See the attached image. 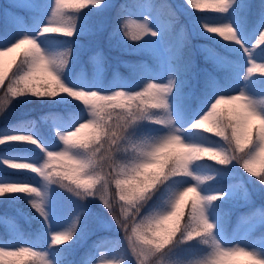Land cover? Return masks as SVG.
<instances>
[{
  "label": "snow or ice",
  "instance_id": "1",
  "mask_svg": "<svg viewBox=\"0 0 264 264\" xmlns=\"http://www.w3.org/2000/svg\"><path fill=\"white\" fill-rule=\"evenodd\" d=\"M112 0H109L111 3ZM131 4L141 11L133 13L127 8L115 9L114 23L109 39H115L117 45L132 51L151 50L159 64L160 71L170 74L164 82H157L146 65H132L133 69L142 70L141 81L131 87L139 90L127 91V84L115 87L110 93L101 94L95 90L85 91L84 87L69 88L59 78L60 73L69 64V58L75 59L79 52L73 48H65L61 52H46L42 50L41 40L49 47L55 41L47 34H62L72 38L81 32L91 34L93 29L84 24L78 25L77 16L66 11L67 8L82 9L88 4L89 11H105L108 5L104 0H76L69 5L66 0H51L48 6L47 23L40 24L37 18L38 0H9L7 9H0V20L3 30L0 35L7 38L0 41V56L12 52L22 46L27 48L21 53V59L8 78L6 87H2L0 95V116H3L12 101L18 97L31 95L35 98H53L58 94L82 102L87 116L65 125L56 126L57 117H45L56 129V137L62 142L63 148L56 150L53 145L46 149L32 134L17 130H9L0 136V144L10 146L27 142L40 147L44 153L43 163L39 165L25 162L17 163L15 158L0 159L10 169L28 170L37 174L45 183H60L62 187L74 191V194L95 196L102 201L117 227L123 230L127 240V252L134 258V264H165L161 254H166L174 242H189L199 240L209 245L210 251L191 264H241L240 258L259 256L239 245L222 246L213 235L214 225L206 215V206L223 199L224 192L202 195L197 185L205 179L194 175L190 166L202 159H183L181 153L186 151V142L182 138V128H177L169 110V94L174 87L187 83L194 77L195 69L191 57L186 55L189 41L184 26L180 23L177 9L164 0H130ZM192 9L211 8L217 15L204 16L198 23L207 34L219 36L224 42L235 41L245 54L256 44L264 45V5L259 9H250L249 0H228L226 10L217 9L213 4H204L200 0H186ZM83 12V11H82ZM79 12V13H82ZM252 13L259 14L256 32L250 37H239L233 24L239 20L246 25ZM142 18V20H141ZM151 18V19H150ZM154 18H163L164 23L152 27ZM166 18V19H165ZM231 21V22H230ZM43 25V26H42ZM55 25V26H52ZM230 28L234 37L226 38L223 32ZM101 26L97 30H102ZM162 35L168 36L164 46V59L159 57V49L155 42ZM247 40L248 42H242ZM11 41V42H9ZM254 41V43H253ZM36 46L38 56L27 54L28 49ZM222 48H230L225 43ZM201 51L205 58L213 64V73H205V86L214 84L210 93H205L201 102V112L192 120L186 121L189 128L212 133L223 141V146L206 147L213 149L217 155L201 152V157L227 166L231 162L238 164L245 172L264 185V135L261 134L264 125V99L254 100L244 93L231 92L227 85L233 75L244 71L243 79L255 72L264 74V64L249 61L246 68L237 65L235 58L228 52H218L213 48L203 47ZM90 63L102 70L106 61L105 53L97 48L89 55ZM174 73L175 75H173ZM180 76L178 81L176 76ZM217 76L219 80H217ZM5 80L4 71L0 69V86ZM91 89V85L87 86ZM163 113V115H157ZM140 121H150L165 129V134L158 138L133 139L128 130ZM196 125V127H193ZM29 122L28 127H31ZM61 128L63 130H61ZM87 130V131H85ZM188 135H195L188 132ZM109 160L111 167L105 174L100 169L102 161ZM258 166V167H257ZM259 169V170H258ZM86 177L87 179H82ZM190 177L194 183L179 190H170L165 203L167 210L152 211L142 214L145 204L157 191L167 187L168 182L180 183L181 178ZM115 185L113 198L109 199L112 185ZM27 193L41 196L37 187H28L26 182L0 183V197L6 194ZM189 193L194 196L187 201L189 210L183 211L185 198ZM247 193H244L247 198ZM115 197L119 198L120 214L115 213ZM31 208L44 218L47 224V214L42 203L33 199L29 201ZM258 222L264 223V213L253 214ZM183 217V224H181ZM79 217H74L69 228L49 233L50 245H64L76 234ZM0 224H11L8 217L0 216ZM97 242L93 248L84 253L78 260H67L65 264H92L94 251L101 247ZM15 257L14 260L6 259ZM29 259L25 260L24 258ZM101 259L96 264H110ZM0 264H49L45 254L33 251V248L20 245L18 247L0 248Z\"/></svg>",
  "mask_w": 264,
  "mask_h": 264
},
{
  "label": "trees",
  "instance_id": "2",
  "mask_svg": "<svg viewBox=\"0 0 264 264\" xmlns=\"http://www.w3.org/2000/svg\"><path fill=\"white\" fill-rule=\"evenodd\" d=\"M164 2L174 5L178 10L177 15L180 17V23L184 26L189 41L185 50L186 55L191 57L195 69L193 78L184 85L174 87L173 92L169 94V110L173 122L177 128H182V136L187 138L189 143H199L206 147L223 146V141L219 137L212 133L207 134L201 130L191 129L185 123L201 112V102L205 98V93H210L212 87L215 86L214 84H209L207 88L205 86V73L214 75L215 73L212 62L205 58L201 48L209 47L221 53L228 52L235 58L237 65H243L246 68L249 61L264 64V45L256 44L245 54L235 41L224 42L221 37L207 34L200 28L198 21L201 18L217 15L211 8L192 9L186 4V0H164ZM201 2L212 4L213 0H201ZM66 3L72 5L76 3V0H66ZM0 4H2L1 9H7L9 0H0ZM50 4L51 0H38L37 18L39 23L44 20V15ZM261 5H264V0H249L250 9H259ZM88 7H95V5L88 4L82 9L69 7L66 11L77 16L78 25L84 24L86 27L92 28L91 34L81 32L72 38L64 37L62 34H47L56 42L52 47L44 42L43 37L40 38L42 50L46 52H61L65 48L78 50V56L75 59L70 57L69 64L58 73L65 86L88 88L87 86L91 85V89L99 91L112 90L121 84H127L129 87L126 89L133 90L135 88L131 85L141 81V76L145 74L142 70L131 67L139 64L146 65L157 82L170 74L159 70L160 66L151 50L132 51L131 48L134 46L129 45V48L125 49L117 45L115 39H109L116 8L124 7L134 13L141 11L133 6L130 0H115L102 30H97L99 18L95 11H89ZM158 19L162 24L164 23L163 18ZM259 19L258 13H252L246 25H241L237 20L233 27L237 30L238 38L254 35ZM3 27V21L0 20V32ZM6 38V36L0 35V41ZM168 39L167 35H162L160 37L161 46L156 45L161 60L165 57L164 46ZM225 43L230 44L231 47L222 48L221 46ZM27 47L20 48L8 65H0V69L4 71L5 75L4 84L0 86V95H2V87H6L8 78L16 69L22 51ZM97 48L102 49L106 56L102 70L95 68L89 61V55ZM244 75V71H240L238 75L234 74L231 82L227 85L229 90L231 92L243 90L254 100L264 99V74L257 71L248 76L246 80L243 79ZM176 79L179 81L181 77L177 75ZM217 80H219L218 76ZM157 115H163V113H157ZM49 116L57 117L56 126H59L87 116V112L82 102L68 97L67 94H58L53 98H35L31 95L18 97L12 101L7 112L0 116V136L8 133L9 130H17L25 134H32L45 148L50 145L56 147L62 145L63 148L62 142L55 135L56 129H53L52 122L44 119ZM29 122H31V127H28ZM61 130L63 129L61 128ZM165 131L162 126L155 123L140 121L128 130V134L133 139H152L164 134ZM188 132H193L195 135H188ZM40 153H42L40 147L34 144L24 143L10 146L0 144V159L11 157L23 159L15 162L25 163L34 160ZM190 169L194 175L211 178L205 179L202 184L197 185L203 195L216 192L225 193L223 199L207 205L205 210L209 222L214 225L213 235L216 239L218 235L224 238H237L238 236L241 242L246 243L249 239L258 240L264 236V223L258 222L256 217L247 226L244 222L252 213H264V185H260L255 177L245 172L234 161L227 166H221L204 157L202 160L193 162ZM7 181L26 182L28 187H37L42 195L37 197L27 193H16L0 197V216L8 217L11 220V224H0V248L24 245L33 248V251L45 254L49 264H65V261L70 259L78 260L80 256L91 250L94 244L102 242L101 247L94 251L93 259L101 257V253H103V258L111 261V264H134V258L126 250L128 244L123 230L117 227L112 216L97 197L84 196L81 198L75 195L74 191L62 187L60 183H45L35 173L22 169H10L0 163V183ZM189 183H194L190 177L181 178L180 183L168 182L166 188L157 191L148 200L142 209V214L163 211L168 208L165 201L168 199L170 190H179ZM245 192L248 194L247 198L244 196ZM114 193L115 185L113 184L109 199L113 198ZM193 196V193H189L185 198L186 203L183 208L185 214L189 210L187 201ZM33 199L42 203L47 214V224H45L44 218L31 208L29 201ZM119 203V198L115 197L116 215L120 214ZM77 216L79 217L77 230L72 240L64 245L51 246L49 233H53L56 227L69 228L73 218ZM106 223L109 225L107 226ZM181 224H183V217H181ZM210 250L209 245L203 244L199 240L174 242L170 246V250H166V254H161V258L165 264H186ZM6 259L14 260L16 258L7 257ZM24 259L29 258L25 257ZM240 262L241 264H251V260L247 257L240 258Z\"/></svg>",
  "mask_w": 264,
  "mask_h": 264
},
{
  "label": "rangeland",
  "instance_id": "3",
  "mask_svg": "<svg viewBox=\"0 0 264 264\" xmlns=\"http://www.w3.org/2000/svg\"><path fill=\"white\" fill-rule=\"evenodd\" d=\"M52 2L54 3V0H52ZM114 2H115V0H112L111 3H109V0H104V3L108 5V10H105V11H99V12L95 11V14H96L97 17L99 18V19H98V22H97V29H99L101 26L104 27V26L106 25L105 22L107 21V18H108V12H109L110 8L112 7V5L114 4ZM1 7H2V4H0V9H1ZM130 12H132V11H130ZM132 13L134 14V15H133V19H135V18H136V17H135V13H134V12H132ZM47 16H48V11H47V13L44 15V20H43L42 22H40V24H43L44 22L47 23ZM150 19H151V18H150ZM141 20H142V18H141ZM160 24H162V22L160 21V19H158V18H154V19H153V21H152V27H153L154 29H156L157 26L160 25ZM42 26H43V25H42ZM52 26H55V25H52ZM10 42H11V41H10ZM155 44H156L158 47H160V46H161L160 39L157 40V41L155 42ZM2 46H3V44L0 43V47H2ZM25 46H27V45H25ZM22 47H24V46H22ZM22 47H21V48H22ZM19 49H20V48H19ZM19 49H15V50H13L12 52H8V53H5L3 56H0V65H1V66L8 65V64L11 62V60L14 58L15 54L17 53V51H18ZM166 80H167V77H165L163 80H161V81H159V82H164V81H166ZM87 89H88V88H85V86H84V90H85V91H88ZM91 90H94V89H91ZM113 90H115V89H112V90H108V89H106V90H99L98 92H100L101 94H106V93H110V92H112ZM125 90H127V91H134V90H139V89H133V90H131V89H125ZM95 91H97V90H95ZM235 92H239V91H235ZM164 134H165V133H164ZM164 134H161V135H164ZM161 135H160V136H161ZM158 137H159V136H157V138H158ZM182 138H183L186 142H189V141L187 140V138L185 139L183 136H182ZM23 143H27V142H23ZM51 147H52V146L50 145V146L47 147L46 149H51ZM211 147H212V146H211ZM56 150H57V151L62 150V145L59 146V147H56ZM43 158H44V153L42 152V153H40L38 156H36V158H35L34 160H31L30 163H33V164L39 165L40 163H43ZM17 163H18V162H17ZM19 163H23V162H19ZM84 178H86V177H84ZM84 178H83V179H84ZM201 194H202V193H201ZM193 195H194V194H193ZM202 195H203V194H202ZM164 210H167V208L164 209ZM164 210H163V211H164ZM253 214H254V213L248 215L247 220L244 221L246 226L249 225V224L252 222L253 218L255 217ZM106 225L108 226L109 224L106 223ZM63 230H65V227H62V226H61V227H56V228H54V231H53V232H59V231H63ZM217 241L220 242L221 245H222V246H225V247H231V246H233V245H239L240 247H243V248H245V249L248 250V251H252V252L257 253V254L259 255L260 258H264V236L258 238V240H251V239H249L246 243H243V242L240 241V238H239L238 236H237V238H236V237H226V238H224V237L218 235ZM207 253H208V252H206L205 254H203V256L207 255ZM203 256H197V257L195 258V260H196V259H199V258H202ZM102 258H103V257H102ZM100 259H101V257L93 259V260H92V264H96V261H99ZM103 259H104V258H103ZM104 260H105V259H104ZM105 261H108V260H105ZM192 261H194V260H190V261H189L188 263H186V264H191ZM111 263H112V262L110 261V264H111Z\"/></svg>",
  "mask_w": 264,
  "mask_h": 264
},
{
  "label": "clouds",
  "instance_id": "4",
  "mask_svg": "<svg viewBox=\"0 0 264 264\" xmlns=\"http://www.w3.org/2000/svg\"><path fill=\"white\" fill-rule=\"evenodd\" d=\"M201 2V0H200ZM228 0H213V5L220 10H226ZM224 37L229 38V37H234V33L230 28H226L223 32ZM28 55L30 56H38L39 55V49L36 46H32L30 49H28L27 52ZM193 127H196V125H193ZM261 134L264 135V125H262L261 128ZM186 148V151L181 153V157L183 159H203V157L200 156L201 152H209L211 155L208 157L209 159L211 156L217 155V153L210 148L203 147L198 144H190V145H184ZM222 161H216V163H221ZM111 167V162L109 160H103L102 161V168L100 169L103 173H107L108 170ZM251 260V264H264V258H260L259 256H250L249 258Z\"/></svg>",
  "mask_w": 264,
  "mask_h": 264
}]
</instances>
